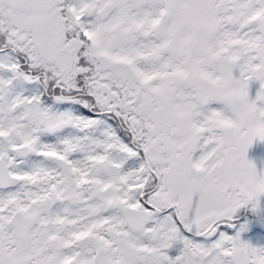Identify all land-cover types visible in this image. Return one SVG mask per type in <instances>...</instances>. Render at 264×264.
<instances>
[{"label": "snow or ice", "instance_id": "snow-or-ice-1", "mask_svg": "<svg viewBox=\"0 0 264 264\" xmlns=\"http://www.w3.org/2000/svg\"><path fill=\"white\" fill-rule=\"evenodd\" d=\"M264 0H0V264H264Z\"/></svg>", "mask_w": 264, "mask_h": 264}, {"label": "rangeland", "instance_id": "rangeland-1", "mask_svg": "<svg viewBox=\"0 0 264 264\" xmlns=\"http://www.w3.org/2000/svg\"><path fill=\"white\" fill-rule=\"evenodd\" d=\"M249 157L254 160L257 166H264V143L257 142L254 147L249 150ZM243 238H252L254 242L256 240L264 242V233L255 231L252 236L246 234Z\"/></svg>", "mask_w": 264, "mask_h": 264}, {"label": "flooded vegetation", "instance_id": "flooded-vegetation-1", "mask_svg": "<svg viewBox=\"0 0 264 264\" xmlns=\"http://www.w3.org/2000/svg\"><path fill=\"white\" fill-rule=\"evenodd\" d=\"M250 158V157H249ZM258 169H264V166H257ZM255 231L263 232L264 233V225H260L258 222L255 223Z\"/></svg>", "mask_w": 264, "mask_h": 264}]
</instances>
